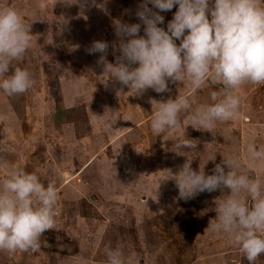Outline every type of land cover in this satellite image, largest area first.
Returning <instances> with one entry per match:
<instances>
[{"label":"rangeland","instance_id":"rangeland-1","mask_svg":"<svg viewBox=\"0 0 264 264\" xmlns=\"http://www.w3.org/2000/svg\"><path fill=\"white\" fill-rule=\"evenodd\" d=\"M140 3L0 0V8L16 10L30 29V47L13 65L33 80L23 94L0 89V183L23 169L45 186L53 182L58 194L53 229L42 234L37 250L0 251V264H108L109 249H119L124 264H248L226 234L205 231L216 216L215 200L228 191L180 199L174 176L188 157L193 170L207 175L223 157H234L239 171L264 183V166L247 153L250 143L264 148V85L241 86L238 118L216 123L213 134L194 129L191 112L181 113L180 128L153 134L158 102L180 94L193 98L194 110L224 89L206 82L193 91L169 81V91L135 96L119 83L104 86L112 76L97 63L100 53L87 49L106 41L107 60L115 63L114 21L141 23ZM177 9L161 12L159 26L166 30ZM181 139H193L197 148L178 154L173 145ZM255 264H264V255Z\"/></svg>","mask_w":264,"mask_h":264},{"label":"clouds","instance_id":"clouds-1","mask_svg":"<svg viewBox=\"0 0 264 264\" xmlns=\"http://www.w3.org/2000/svg\"><path fill=\"white\" fill-rule=\"evenodd\" d=\"M177 5L167 29L160 27L164 23L160 13ZM136 16L141 23L114 21L115 63L107 60L108 42L94 41L87 49L89 54L100 53L97 63L112 76L102 82L106 88L109 82L119 83L135 96L148 89L169 91V81L187 84L193 91L206 82L224 89L222 96L211 93L213 103L194 110L193 98L180 94L158 102L150 122L153 134L163 136L180 128L181 113L189 112L194 129L213 134L216 123L238 118L241 86L264 85V0H142ZM141 24L144 35H140ZM31 38L16 10L0 8V77L12 70L0 79V89L8 96L23 94L33 86L30 73L13 65L29 49ZM192 140H175V152L197 148ZM247 153L251 162L264 166V148L250 143ZM191 163L188 157L174 176L179 198L227 190L225 198L215 200L216 216L205 231L226 234L248 264H255L264 255V183L239 171L240 162L234 157H223L210 175L193 170ZM57 195L53 182L45 186L23 169H14L4 178L0 183V251L37 250L42 234L53 229ZM106 255L108 264H124L119 249H109Z\"/></svg>","mask_w":264,"mask_h":264}]
</instances>
